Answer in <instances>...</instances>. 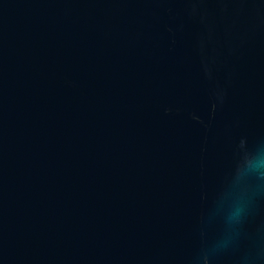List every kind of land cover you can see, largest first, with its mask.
I'll return each mask as SVG.
<instances>
[{"label":"water","instance_id":"95a60500","mask_svg":"<svg viewBox=\"0 0 264 264\" xmlns=\"http://www.w3.org/2000/svg\"><path fill=\"white\" fill-rule=\"evenodd\" d=\"M0 264H264V0H0Z\"/></svg>","mask_w":264,"mask_h":264}]
</instances>
